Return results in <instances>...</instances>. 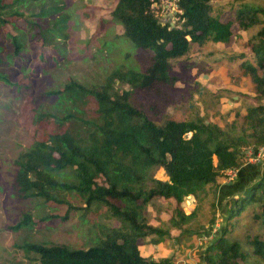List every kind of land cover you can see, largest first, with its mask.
Wrapping results in <instances>:
<instances>
[{"label": "trees", "instance_id": "1", "mask_svg": "<svg viewBox=\"0 0 264 264\" xmlns=\"http://www.w3.org/2000/svg\"><path fill=\"white\" fill-rule=\"evenodd\" d=\"M75 6L71 0H0V86L26 97L25 120L37 128L13 160L11 190L36 207L64 209L63 221L69 213L101 209L118 227L98 225L94 245L85 250L64 244L16 247L38 264H175L173 256L143 257L139 242L171 241V229L192 222L207 188L218 195L227 189V173L236 172L240 187L224 198L221 225L211 239L202 228L192 234L207 239L202 264H264V166L246 158L247 148L264 146V6L178 0L179 26L171 28L151 14L150 0H117L110 17L122 34L114 39H125L149 61L139 70L96 72L97 81L89 84L59 77L66 65L82 60L68 47ZM233 44L241 51L212 62L225 66L230 84L248 77L253 85L258 103L246 108L239 127L233 121L225 129L198 116L156 125L132 104V92L151 96L173 89L174 63H183L185 71L205 67L201 60L189 63L194 50ZM216 52L210 49L206 57ZM117 83L129 91L118 92ZM157 170L166 180L155 179ZM189 196L196 206L187 214L182 203ZM161 199L173 205L169 227L147 219L149 203ZM34 217L28 210L10 229L16 232ZM55 218L44 215L38 222Z\"/></svg>", "mask_w": 264, "mask_h": 264}, {"label": "rangeland", "instance_id": "2", "mask_svg": "<svg viewBox=\"0 0 264 264\" xmlns=\"http://www.w3.org/2000/svg\"><path fill=\"white\" fill-rule=\"evenodd\" d=\"M250 1L264 6V0ZM71 2L76 5V9L68 32L71 40L68 47L73 51L72 57L82 56V60L75 58L77 60L62 68L60 78L73 77L89 84L97 81L96 72L104 75L115 68L139 70L148 63V55L140 54V51L123 38L115 40L114 35L122 34V28L112 24L110 17L117 0H71ZM100 38L103 39V43L99 42ZM210 47L203 49L202 52L194 50L189 60V63H198L201 60L205 67H192L185 71L183 63H174L172 74L178 80L173 89L151 96L132 92L130 96L132 104L140 108L156 125H162L168 119L188 121L198 116L205 117L225 129L233 121L239 127L240 123L243 124L242 116L246 108L258 103L254 98L253 85L248 77L242 78L236 85L230 84L225 66L215 64L212 60L223 54L239 52L241 49L237 44ZM210 49L217 52L211 57H206ZM83 58L87 60L84 61ZM115 87L118 92L129 91L123 83H117ZM26 112V97L12 94L0 86V264H38L29 262L28 254L16 247L23 243L64 244L73 250H85L94 245L98 225L118 227V223L109 221L101 209L96 212L93 209L91 213L86 214L69 213L68 218L63 221L62 217L66 212L64 209L48 205L36 207L35 203L17 200L14 197L11 190L15 171L13 160L30 143L33 132L37 130L36 126L33 127L26 122ZM249 155L250 150L247 148V162L257 165V168L264 166V160L260 163L252 162L249 161ZM236 176V172L227 176L223 181L228 184L227 189L222 188L218 195H214L208 187L207 196L199 205L192 222L184 225L180 231L171 229L173 239L166 242L167 244L164 243L165 246L139 242L141 255L154 259L173 256L176 263L179 261L178 264H202L201 255L207 239L192 233H197L202 228L203 232L209 233L210 236L207 238L211 239L223 220L224 198L240 187V184L234 181ZM154 177L166 180L162 170L155 171ZM195 206L192 196L187 197L182 203L187 214ZM28 210L32 211V216H36L34 222L18 228L16 232L12 231L10 227L17 226L21 214ZM172 213L173 205L170 201L152 200L147 208V219L151 225L169 227L168 220ZM44 215L57 218L38 222ZM253 229L257 233L261 232V228ZM242 231L243 229L236 231L238 236H243Z\"/></svg>", "mask_w": 264, "mask_h": 264}, {"label": "built area", "instance_id": "3", "mask_svg": "<svg viewBox=\"0 0 264 264\" xmlns=\"http://www.w3.org/2000/svg\"><path fill=\"white\" fill-rule=\"evenodd\" d=\"M150 12L163 25L169 27L179 26V16L181 10L178 6V0H150ZM264 160V146L259 147L255 152L250 151L249 161L260 163ZM232 172L227 173L230 176ZM179 261L175 264H178Z\"/></svg>", "mask_w": 264, "mask_h": 264}, {"label": "bare ground", "instance_id": "4", "mask_svg": "<svg viewBox=\"0 0 264 264\" xmlns=\"http://www.w3.org/2000/svg\"><path fill=\"white\" fill-rule=\"evenodd\" d=\"M195 211V210H194ZM195 214V213H194ZM167 244V243H166ZM163 246V245H162ZM165 246V245H164ZM165 248V247H164ZM190 254V253H189Z\"/></svg>", "mask_w": 264, "mask_h": 264}]
</instances>
